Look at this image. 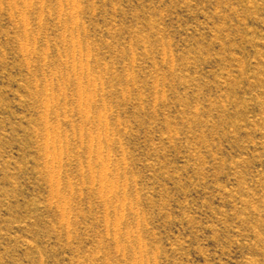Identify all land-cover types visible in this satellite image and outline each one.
Masks as SVG:
<instances>
[{"label": "rangeland", "instance_id": "rangeland-1", "mask_svg": "<svg viewBox=\"0 0 264 264\" xmlns=\"http://www.w3.org/2000/svg\"><path fill=\"white\" fill-rule=\"evenodd\" d=\"M0 264H264V0H0Z\"/></svg>", "mask_w": 264, "mask_h": 264}]
</instances>
